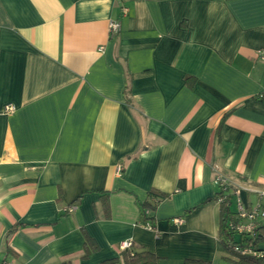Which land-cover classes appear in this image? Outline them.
I'll list each match as a JSON object with an SVG mask.
<instances>
[{
	"label": "crops",
	"instance_id": "1",
	"mask_svg": "<svg viewBox=\"0 0 264 264\" xmlns=\"http://www.w3.org/2000/svg\"><path fill=\"white\" fill-rule=\"evenodd\" d=\"M261 49L264 0H0V260L238 264L215 172L264 206Z\"/></svg>",
	"mask_w": 264,
	"mask_h": 264
},
{
	"label": "built area",
	"instance_id": "2",
	"mask_svg": "<svg viewBox=\"0 0 264 264\" xmlns=\"http://www.w3.org/2000/svg\"><path fill=\"white\" fill-rule=\"evenodd\" d=\"M129 11V7L125 4H121V14L126 15ZM122 21L120 18H113L109 20L108 29L109 35L114 36L121 31ZM264 57V49L259 50V56ZM258 98L264 100V89L257 94ZM15 109V105L8 103L5 105V111L11 112ZM123 164L120 162L116 166L117 174L123 169ZM215 182L217 185L216 199L222 203L228 198V193H232L231 197H234V208L232 209V217L226 220L228 229L232 231L233 239L228 241V246L236 252L241 254H247L252 256H264V247L254 242V237L257 234L258 227L264 224V206L259 200L255 205L246 204L242 199L239 187H232L229 176L220 170L215 172ZM259 197L264 195V190L258 191ZM75 206L70 205L68 209H73ZM175 221H181V218H175ZM152 227V224L147 223ZM251 237V239L246 238ZM132 240L127 239L122 242V248L132 245ZM0 264H10L8 261L0 260Z\"/></svg>",
	"mask_w": 264,
	"mask_h": 264
},
{
	"label": "trees",
	"instance_id": "3",
	"mask_svg": "<svg viewBox=\"0 0 264 264\" xmlns=\"http://www.w3.org/2000/svg\"><path fill=\"white\" fill-rule=\"evenodd\" d=\"M195 80L194 76L187 75L186 81L190 84H192ZM217 193V192H216ZM150 195H154L157 197H166L168 193L157 191L156 189L150 190ZM231 195L232 193H228V198L226 201L221 203V219H220V229H219V236L221 238V241L224 243L227 251L228 256L232 259H234L238 264H264V256H252L247 254H241L239 252L233 251L228 246V241L234 240L233 239V233L228 229L226 220L232 217V208H231ZM216 197V195H215ZM209 199V198H208ZM103 203L106 208H108V199L103 198ZM156 202H151L150 200H146L142 202L141 204V212L143 215V221L145 223L153 224L154 216L150 214L149 212H146V210H153L155 208ZM15 226H13L10 230V232H13L15 230ZM251 239V237H246ZM86 239L88 242H94L89 235H86ZM264 240V224L258 227L257 234L254 237V242L257 244L260 241ZM95 243V242H94ZM92 248L97 249L96 244H92ZM121 253L123 255L124 261L126 264H158L159 257L152 251L146 249V248H139L135 249L133 245L129 247L122 248ZM116 258H110L102 261L100 264H107L112 261H114ZM198 262L196 260H187V263H194ZM200 262V261H199Z\"/></svg>",
	"mask_w": 264,
	"mask_h": 264
}]
</instances>
